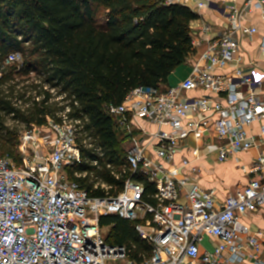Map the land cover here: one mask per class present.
Wrapping results in <instances>:
<instances>
[{"label": "built area", "instance_id": "2783aa9c", "mask_svg": "<svg viewBox=\"0 0 264 264\" xmlns=\"http://www.w3.org/2000/svg\"><path fill=\"white\" fill-rule=\"evenodd\" d=\"M177 2L189 0H166ZM195 5L206 8L211 0H196ZM228 7L232 27L208 39L188 76L165 90L136 87L120 104L108 107L129 135L121 170L107 164L117 179L128 174L115 194L108 191L111 185L96 180V187L107 190L93 195L70 178L67 167L83 161L79 138L90 146L92 138L84 134L80 117L69 116L66 94L50 89L64 109L43 125L23 129L20 164L0 155V264H235L247 257L264 264L259 256L264 232L241 221L244 213L264 205V177L252 178L219 203L214 189L201 187L186 174L185 167L196 170L188 157L176 161L191 135L214 134L221 160L262 143L263 137L251 135L247 127L264 119V70L257 59L246 62L240 37L253 39L258 32L246 21L257 9L264 20V0ZM203 30L209 33L211 23L205 22ZM257 51L264 58V36ZM20 56L15 52L7 60L19 61ZM197 89L219 98L184 95ZM143 122L159 128L146 129ZM261 129L264 134V125ZM256 162L254 169L263 170L264 151ZM86 175L77 171V176ZM139 176L155 183L153 193L146 192ZM109 214L136 221V230L152 246L149 257L137 263L127 247L106 241L100 219ZM205 235L216 238L217 245L202 254Z\"/></svg>", "mask_w": 264, "mask_h": 264}, {"label": "trees", "instance_id": "16d2710c", "mask_svg": "<svg viewBox=\"0 0 264 264\" xmlns=\"http://www.w3.org/2000/svg\"><path fill=\"white\" fill-rule=\"evenodd\" d=\"M197 17L189 5L166 0H0V155L21 163L23 129L64 109L53 99L54 89L66 94L69 116L80 117L92 138L91 146L79 138L83 161L67 167L70 178L96 196L107 190L96 180L119 192L128 174L117 179L107 164L121 170L129 135L108 107L136 87L167 88L169 75L194 51L191 25ZM15 52L20 60L8 61ZM138 178L153 193L155 183ZM100 224L110 226L106 241L127 247L137 263L151 255L136 221L109 214Z\"/></svg>", "mask_w": 264, "mask_h": 264}, {"label": "crops", "instance_id": "0c3cea01", "mask_svg": "<svg viewBox=\"0 0 264 264\" xmlns=\"http://www.w3.org/2000/svg\"><path fill=\"white\" fill-rule=\"evenodd\" d=\"M244 1L245 0H211V5L209 7L200 9L195 5L196 0H189L187 5L193 10H196L199 14V17L194 19L191 25L194 51L186 62L174 69L164 86L171 87L176 85L180 80L191 73L195 60L199 59L202 52L207 48L208 39L232 27L230 22L226 19V13L230 9L228 6L241 8L242 5H244ZM260 14L258 9L248 14L246 24L257 26L258 32L254 34L253 39L243 36L240 37V45L242 51L245 52L246 62L257 59L259 63L258 67L264 70V58H260L259 52L257 51L259 42L264 36V20L261 18ZM205 22L211 23V30L209 33L203 30V24ZM184 95L186 97L211 96L219 98V95L202 89L188 91L185 92ZM261 95L264 98V83L261 88ZM142 125L146 129L156 130L159 128L158 125L151 123L149 125L143 122ZM263 125L264 119H262V121H254L247 127V131H249L251 135L256 138L263 137L260 147H254L247 151H239L221 160L219 158L218 149L215 147L218 139L214 137V134H204L198 137L191 135L186 139L180 153L176 157V161L178 162L183 156L188 157L191 162L190 165L192 167L194 166L196 170L193 171L191 167H185L184 171L186 174L197 181L201 187L205 189H214L217 201L222 203L228 194L238 188L246 186L252 178L264 177V168L258 171L254 169L257 159L264 151V134H262L261 129ZM188 187H190V185ZM241 221L251 227L253 231L264 232V205H260L244 213L241 216ZM200 244V251L203 254L204 251L210 250L217 245V239L211 235H205ZM224 255L228 257V253ZM259 256L264 261V252ZM225 264L233 263L229 262ZM235 264L255 263L254 260L247 257L245 261L236 262Z\"/></svg>", "mask_w": 264, "mask_h": 264}, {"label": "rangeland", "instance_id": "374dc122", "mask_svg": "<svg viewBox=\"0 0 264 264\" xmlns=\"http://www.w3.org/2000/svg\"><path fill=\"white\" fill-rule=\"evenodd\" d=\"M56 95H57V94H56ZM55 97H56V96H55ZM46 133H50L49 130H47ZM126 147H128V145H126ZM109 228H110V226H109V225H106V228H104V232H105V234H108V233H109V232H108V231H109Z\"/></svg>", "mask_w": 264, "mask_h": 264}]
</instances>
